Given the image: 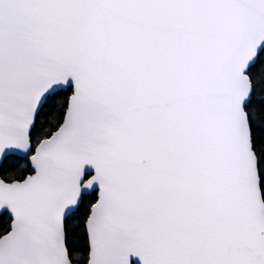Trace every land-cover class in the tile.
Returning <instances> with one entry per match:
<instances>
[{
	"label": "snow or ice",
	"instance_id": "snow-or-ice-1",
	"mask_svg": "<svg viewBox=\"0 0 264 264\" xmlns=\"http://www.w3.org/2000/svg\"><path fill=\"white\" fill-rule=\"evenodd\" d=\"M0 264H264V0H0Z\"/></svg>",
	"mask_w": 264,
	"mask_h": 264
}]
</instances>
